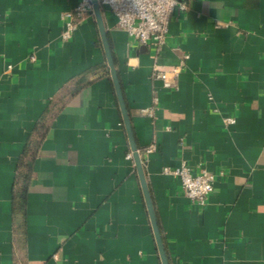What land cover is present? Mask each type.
<instances>
[{
    "label": "crops",
    "instance_id": "1",
    "mask_svg": "<svg viewBox=\"0 0 264 264\" xmlns=\"http://www.w3.org/2000/svg\"><path fill=\"white\" fill-rule=\"evenodd\" d=\"M79 1L0 0V264H162L95 15L61 40ZM102 13L169 263L264 264V0H188L159 53Z\"/></svg>",
    "mask_w": 264,
    "mask_h": 264
},
{
    "label": "built area",
    "instance_id": "2",
    "mask_svg": "<svg viewBox=\"0 0 264 264\" xmlns=\"http://www.w3.org/2000/svg\"><path fill=\"white\" fill-rule=\"evenodd\" d=\"M98 1L102 9L110 10L116 16L119 28L125 30L137 42L148 45L155 53H159L168 40L169 24L176 10L188 7V0ZM92 15H94L92 0H80L73 9L62 12L61 40L69 41L78 24ZM31 59H35V56L32 55ZM181 69L182 63L167 68L155 63L152 76L156 80H161L164 87L175 88ZM158 105L159 98L155 95L152 104L145 110L146 113L152 115ZM224 120L226 123H234L236 119L228 116ZM154 148L155 145L151 144L146 148V152H151ZM132 157L133 154L128 153V158ZM163 172L178 177L186 195L199 205L208 202L217 179L215 173L206 169H201L198 173L193 172L184 162L177 167L165 166Z\"/></svg>",
    "mask_w": 264,
    "mask_h": 264
},
{
    "label": "water",
    "instance_id": "3",
    "mask_svg": "<svg viewBox=\"0 0 264 264\" xmlns=\"http://www.w3.org/2000/svg\"><path fill=\"white\" fill-rule=\"evenodd\" d=\"M92 4H93V10H94V15H95V19L96 22L98 24V28H99V32H100V37L102 40V44H103V48H104V52L106 55V59L109 65V69H110V74L112 77V81L114 84V88L116 91V95H117V99H118V103L120 106V110H121V114H122V119L124 122V126L128 135V139L130 142V146L133 152V158L135 161V166L138 172V176L140 178V182H141V186H142V190H143V194H144V198H145V202L147 205V209L149 212V216H150V220L152 223V227H153V231L155 234V238L157 241V246L160 252V256H161V260H162V264H170L169 263V258L167 256L166 253V249H165V245H164V241L162 238V234H161V230H160V226L158 223V218L156 215V211L154 208V203L150 194V190L148 187V183L146 180V175H145V171H144V165H143V160L141 158L139 149H138V145H137V141H136V137L134 134V130H133V126H132V121L130 118V114H129V110H128V106L124 97V93H123V89H122V85L120 82V78L116 69V65H115V59H114V54L112 51V47L110 45V41L108 38V33L106 31V27H105V23H104V18H103V13H102V8L101 5L99 3L98 0H92Z\"/></svg>",
    "mask_w": 264,
    "mask_h": 264
},
{
    "label": "trees",
    "instance_id": "4",
    "mask_svg": "<svg viewBox=\"0 0 264 264\" xmlns=\"http://www.w3.org/2000/svg\"><path fill=\"white\" fill-rule=\"evenodd\" d=\"M26 187H27V185H26ZM26 190H27V189H26ZM25 192H26V191L23 190L21 193H18V195H17L16 197H17L18 199L21 198V197L23 198L24 195H25ZM22 198H21V199H22Z\"/></svg>",
    "mask_w": 264,
    "mask_h": 264
}]
</instances>
